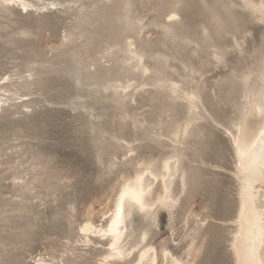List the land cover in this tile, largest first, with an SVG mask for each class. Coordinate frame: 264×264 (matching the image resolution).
<instances>
[{
	"label": "rangeland",
	"instance_id": "obj_1",
	"mask_svg": "<svg viewBox=\"0 0 264 264\" xmlns=\"http://www.w3.org/2000/svg\"><path fill=\"white\" fill-rule=\"evenodd\" d=\"M24 1L0 4V264H137L144 247L157 264H238L230 132L264 91L261 15L243 0ZM144 172L156 216L132 210L125 256L106 260L110 238L82 229H106Z\"/></svg>",
	"mask_w": 264,
	"mask_h": 264
},
{
	"label": "bare ground",
	"instance_id": "obj_2",
	"mask_svg": "<svg viewBox=\"0 0 264 264\" xmlns=\"http://www.w3.org/2000/svg\"><path fill=\"white\" fill-rule=\"evenodd\" d=\"M17 1L21 3L23 12L28 13L33 10V6L24 0H0V4H10ZM243 1L254 13L260 14V20L264 21V0H260V2ZM48 5L46 8H48ZM25 8L28 10L25 11ZM175 17L174 15L172 18ZM261 79L264 84V72ZM245 83H248V81ZM187 97L190 102V109H197L198 106L195 102L198 99L197 96L187 95ZM245 97L247 98L246 110L244 109L239 123L235 126L236 133L230 132L237 157L236 176L240 183V209L235 222L236 231L232 247L238 264H264V135H262L264 133V91L259 96L251 93ZM3 108L4 97L1 95L0 111ZM252 118L259 121L256 128L252 127L254 123L251 124ZM190 124L191 122L185 125V134L188 133ZM169 160L165 162L163 169L166 171L164 178H162L164 195L156 201V203L158 202L160 206L164 207L167 204L169 205L170 202H174L170 194L179 162L178 159L173 160L174 163ZM157 177L153 172H144L137 174L134 180L124 185L106 229H104L105 227L98 229L90 223L83 227L82 231L84 233L92 232L95 229L96 233H104L110 238L106 260L125 256L126 248L123 244L127 236L126 220L132 210L144 212L145 217L153 218L156 216V211L154 210L156 203L152 200V179L156 181ZM146 237L147 235L144 233V240ZM168 256L169 254L166 253L165 258H168ZM157 260L158 257L155 250L151 247H144L137 264H157ZM173 261L176 264H180L177 259Z\"/></svg>",
	"mask_w": 264,
	"mask_h": 264
},
{
	"label": "snow or ice",
	"instance_id": "obj_3",
	"mask_svg": "<svg viewBox=\"0 0 264 264\" xmlns=\"http://www.w3.org/2000/svg\"><path fill=\"white\" fill-rule=\"evenodd\" d=\"M24 10L27 11L28 9L25 8ZM262 135H264V133H262ZM212 147H213L212 143L210 141H207V140H205V142L201 145L202 150L208 151V152L212 149ZM210 182L211 181L209 179L208 183H210ZM194 183L198 186L200 181L199 180H195Z\"/></svg>",
	"mask_w": 264,
	"mask_h": 264
}]
</instances>
